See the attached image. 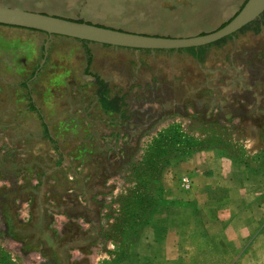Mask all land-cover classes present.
<instances>
[{"label":"rangeland","instance_id":"374dc122","mask_svg":"<svg viewBox=\"0 0 264 264\" xmlns=\"http://www.w3.org/2000/svg\"><path fill=\"white\" fill-rule=\"evenodd\" d=\"M243 2L0 0V6L86 21L137 34L184 38L220 28L239 11ZM36 33L43 32L0 25V264H42L46 261L38 251L24 249L23 242L9 235L6 220V212L9 211L18 222L27 221L30 200L22 197L13 199L8 191L16 184H23L26 178L36 183L35 173L41 168L49 169L57 157L48 140L42 138V121L48 125L52 137L64 145L87 132L98 138L100 133L114 128L117 122L126 129L140 125L146 128L139 137L132 139L133 142L139 139V144L138 149L131 150L130 161L107 181L114 187L113 191L99 196L103 203V236L87 255L77 250L71 253L73 260L84 258L85 264H116V257H111L110 253L121 249L119 233L127 230L133 202L140 194L148 192L151 170L161 161L159 155L143 164L152 144H160L162 158L177 151L178 144L185 138L214 136L221 144H233L244 150L240 155L246 156L247 160L239 154L238 157L240 163L249 164L246 167L254 164L260 152L264 153V129L255 139H245L249 122L237 117L217 119L216 110L211 121L204 122L203 115L190 103V100L194 101L201 109L196 100L206 84L204 77L210 79V85L217 83L218 73L209 70L221 66L225 55L230 54L233 60L238 61L241 50L259 44L251 33L239 34L223 46L209 47L201 64L187 51H143L96 42H79L82 48H75L74 42L80 40L55 34L48 36L42 48L38 47L39 52L32 60L29 55L33 52V40H37L33 35ZM53 53L57 57L52 56L51 60ZM21 54L27 62L20 60L18 56ZM36 69L39 72L34 74ZM93 73L108 82L112 93L124 92L129 99L135 94L146 98L160 94L163 100L160 105L148 109L135 102L131 105L129 118L122 122L116 115L103 112L97 104ZM221 86L218 84V88ZM241 102L238 100V104ZM31 104L33 108H30ZM66 126L71 130L68 133ZM238 149L231 148L229 152L234 155ZM252 166L262 167L257 163ZM177 181L183 189L180 177ZM71 221L64 215H55L52 226L59 234H64ZM77 223L86 228L81 220ZM129 242L127 249L131 248Z\"/></svg>","mask_w":264,"mask_h":264},{"label":"trees","instance_id":"16d2710c","mask_svg":"<svg viewBox=\"0 0 264 264\" xmlns=\"http://www.w3.org/2000/svg\"><path fill=\"white\" fill-rule=\"evenodd\" d=\"M245 33L257 37L259 44L241 50L238 61L233 60L230 54L225 55L221 66L209 70L211 73H218L217 83L210 85V79L204 77L206 84L199 91L196 100L200 103L201 109L197 108L199 104L194 101L190 100V103L203 115L204 122L211 121L213 111L216 110L215 118L229 120L237 117L246 120L259 133L264 129V11L234 33L203 46L176 50H139L187 51L201 64L209 47L223 46L239 34ZM89 62L90 56L87 59V67ZM91 75L96 86V102L100 109L106 114L116 115L122 122L129 118L131 105L135 102L139 104L138 106L148 109L160 105V101L163 100L160 94L150 98L135 94L129 99L124 92L112 93L108 82L98 74ZM218 84L222 85V88H218ZM238 100L242 102L238 104ZM30 108H33V104ZM114 126L100 133L98 138L87 132L85 136H76V141L64 145L52 137L48 125L42 121V138L48 140L49 147L56 152L57 157L53 159L49 169L41 168V171L35 173L36 183L33 184L29 178H26L23 184H16L8 191L13 199L22 197L30 200L27 221L20 223L10 215L9 211L6 212L9 235L23 242L24 249L38 251L46 259L42 264H85L84 258L73 260L72 251L77 250L87 255L103 234L101 218L103 203L99 196L108 195L113 191L114 187L107 184V181L130 161L131 150L138 149L139 144V139L135 142L132 139L139 137L141 131L146 129L142 125L134 129H126L118 122ZM65 129L67 133L71 131L68 126ZM80 133L82 132H78ZM105 137L111 139L106 140ZM215 144H218L232 159L240 162L238 154L244 153V150L232 146L233 144L231 146L221 144L214 139V136L206 139L185 138L178 144L177 151L168 153L165 157L163 155L162 158L159 154L163 151L160 144L154 143L148 148V158L143 164H147L150 159L158 158L159 155L161 161L151 170L148 192L140 194L133 202L132 217L127 230L119 233L121 249L114 254L110 253L111 257H116V264L129 261L134 245L141 238L157 206L175 202L167 201L162 197V174L171 158L209 148ZM231 148L238 151L232 155L229 152ZM260 154L264 156L263 152ZM240 157L247 160L246 156L240 155ZM257 158L260 157L255 159ZM15 163L13 161V164ZM38 167L40 168L39 165ZM55 215H64L72 220L64 234H59L52 226ZM77 220H81L86 228L83 229ZM128 242L130 249H127Z\"/></svg>","mask_w":264,"mask_h":264},{"label":"crops","instance_id":"0c3cea01","mask_svg":"<svg viewBox=\"0 0 264 264\" xmlns=\"http://www.w3.org/2000/svg\"><path fill=\"white\" fill-rule=\"evenodd\" d=\"M33 35L32 60L51 36ZM79 42L84 44L75 41V48H82ZM248 124L244 137L255 139L258 131ZM258 156L254 164L261 168L246 167L215 144L171 158L162 174V197L175 202L157 206L128 264H264V156ZM184 175L188 189L177 181Z\"/></svg>","mask_w":264,"mask_h":264},{"label":"water","instance_id":"95a60500","mask_svg":"<svg viewBox=\"0 0 264 264\" xmlns=\"http://www.w3.org/2000/svg\"><path fill=\"white\" fill-rule=\"evenodd\" d=\"M264 11V0H246L223 26L209 33L184 38L137 34L43 13L0 6V25L17 26L78 40L132 49L171 50L199 47L226 37L257 18Z\"/></svg>","mask_w":264,"mask_h":264},{"label":"built area","instance_id":"2783aa9c","mask_svg":"<svg viewBox=\"0 0 264 264\" xmlns=\"http://www.w3.org/2000/svg\"><path fill=\"white\" fill-rule=\"evenodd\" d=\"M180 184L183 189H188L190 187L189 177L184 175L180 177Z\"/></svg>","mask_w":264,"mask_h":264},{"label":"flooded vegetation","instance_id":"af4514ba","mask_svg":"<svg viewBox=\"0 0 264 264\" xmlns=\"http://www.w3.org/2000/svg\"><path fill=\"white\" fill-rule=\"evenodd\" d=\"M35 72L38 73L39 72L38 69H36Z\"/></svg>","mask_w":264,"mask_h":264}]
</instances>
